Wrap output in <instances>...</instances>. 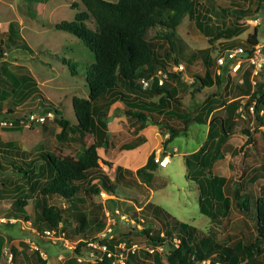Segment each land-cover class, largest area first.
I'll return each instance as SVG.
<instances>
[{
    "label": "trees",
    "instance_id": "trees-1",
    "mask_svg": "<svg viewBox=\"0 0 264 264\" xmlns=\"http://www.w3.org/2000/svg\"><path fill=\"white\" fill-rule=\"evenodd\" d=\"M81 1L86 6V10L78 13L73 21L56 23L55 27L78 37L93 55L94 61L87 66L86 73L88 97L73 98V110L77 120L75 125H71L69 120L59 118L63 113L51 101L47 100L50 105H46L43 111L44 114L55 113V119L62 128L64 136H68L69 132L74 135H70L69 139L72 143L81 146L78 157L61 158L54 152L39 151L34 159L27 162V159L25 160L27 153L22 152L20 148L17 150L21 158L14 157L13 153H7L15 149V144L12 142L2 144L10 146L8 148L0 147V169L2 171L11 168L21 178L26 177L27 181L31 177L37 179L39 176H46V184L38 193L37 208L39 211L36 212L35 222L42 234L45 230H56L57 235L62 232L65 239L76 244L75 257L69 264H76L77 256L85 255L89 249L87 243L97 239V236L88 237L91 229L89 214L91 211L102 212L105 205L95 202L94 197L102 191L115 195L116 184H122L126 180L121 169L116 172L114 178L108 175L100 164L101 156L98 150L104 148L110 154L111 149H133L144 141L138 136L134 141L120 144L118 137L109 134L108 121L112 105L118 101L123 104L122 111L133 127L135 135L147 126L148 121H152L159 125L164 133L169 134L167 141L186 132L190 123L195 120L184 108L183 98L171 96L165 83L160 85L154 80L150 88L144 89L150 90L149 93L152 95H161L159 103L148 102L150 108L139 105L137 99L128 94L125 85H137L140 90L142 86L140 79L153 76L155 69L159 68L168 74L167 81H177L180 85H185V89L188 88L189 85L182 80L183 72L171 71L174 66L181 64L182 57L187 60L185 61L186 69L191 67L192 61L198 54L197 51L189 50V46L183 43L182 38L177 37L178 27L186 15L195 21L199 30L208 38L210 46L215 40L231 39L246 30L245 25L238 22L211 30L203 23L200 10L205 8L200 0ZM263 1L257 0L259 5ZM259 7L261 9L262 6ZM246 11L243 3L234 0L231 8H222L221 14L234 16L238 20L242 18L240 16L242 13L246 17L249 16V12L246 13ZM89 19H93L94 28L87 24ZM17 26L15 22H11L8 30L3 32V38L0 41V58L2 59L6 58L5 53L10 51V46L13 44L30 48ZM152 28L158 31L155 36L147 38ZM257 43L258 33L254 31L242 46L249 48ZM184 50H189V52L184 54ZM63 62L74 76V69L77 65L72 63L70 58L64 59ZM210 63L211 60L207 59L208 67L211 66ZM7 66L9 67V64L3 60L0 64V78L12 77ZM207 76L210 77L208 83L203 77H197L203 87L214 85L216 81L221 80V75L215 74L214 80L209 72ZM251 76L252 71L249 69L245 72L244 82L240 88L241 95L245 96V104L239 100L233 101L227 105L229 114L227 119L215 117V122L210 121L209 139L215 137L212 151L205 154L206 146L209 144L206 143L204 148L185 156L187 177L190 178V173L194 174L192 176L199 189L200 212L209 217V228L204 230L182 221L153 203H147L142 208L140 212L142 217H136V211L134 212L135 219L130 217L131 220H135L136 224H143L141 229H133L146 236L151 247L162 246L164 251L168 246L166 257L170 264H206L207 261L209 264L218 262L221 264H264V192L255 200V231L244 236L242 241H239L240 244H228L226 240L217 239V229L230 214L233 201L244 212L247 226H250L249 220L251 221L254 216L250 213L252 208L249 197L247 194L240 193V186L237 185L236 180L212 174L213 164L224 156L222 149L232 133L233 125L239 120L246 119L247 116L243 117L242 114L248 115L246 112L250 113V106H254L253 114L257 116L259 125L264 126V115L260 114L264 109V80L261 77L257 78L256 83L253 84ZM30 80L37 87L36 80L33 77H30ZM2 83L0 92L5 86ZM194 90L196 91V88ZM37 92L42 95L40 89H37ZM8 96L11 97L9 90L0 94V113L6 110L7 114H11L17 110L16 102ZM243 107L246 111L243 110V113H240L239 109ZM155 109L161 113H168L167 118L163 121L155 119ZM174 120L179 121V124ZM19 125V120H17L14 127ZM245 133L248 135V132ZM87 137H91V143L87 141ZM246 142L247 144L254 143L255 139L251 137ZM262 153L264 149L260 154ZM154 159L155 155L152 154L146 166L156 164ZM4 161L8 163H3ZM39 162L40 165H38ZM205 169H208L207 175ZM259 176H264V163L257 171L256 177ZM8 192L11 190L6 188L5 181L0 179L1 201L8 197ZM54 197L59 198L62 205L52 203ZM16 203L20 205L22 202L18 200ZM14 214V212L10 213L9 218L20 219L22 215ZM96 219L98 216L94 220ZM98 223L100 227H104V222L98 220ZM156 224H158V229L155 231L152 226ZM70 228L74 231L73 238L68 232ZM128 236V233L115 234L114 239L107 240V243L110 248H114L118 242L127 241L125 239ZM175 240H178V243ZM127 243L132 245L131 242L127 241ZM2 245L1 240L0 255ZM162 252L150 253L142 248L136 254L130 255L128 264L133 261L137 264H151L146 261L148 256L154 257L153 264L160 263ZM142 253L144 258L140 257ZM34 257L36 261L32 264H47L46 258H43L40 251H36ZM96 262L111 263L107 257Z\"/></svg>",
    "mask_w": 264,
    "mask_h": 264
},
{
    "label": "rangeland",
    "instance_id": "rangeland-1",
    "mask_svg": "<svg viewBox=\"0 0 264 264\" xmlns=\"http://www.w3.org/2000/svg\"><path fill=\"white\" fill-rule=\"evenodd\" d=\"M200 1L205 8L200 10L203 23L209 26L211 30L216 27L224 28L234 25L236 22L245 24L247 17L243 13L240 14L242 18L238 20L234 16H223L221 14L222 8H231L230 0ZM235 1L245 5V8L251 13L248 17L251 18L258 14L254 10L258 6H262L259 16L263 21L259 26V36L260 39H264V1L260 5L257 0ZM236 9L238 8L236 7ZM85 10L86 6L81 0H0V41L3 38L4 30L9 28L11 22H15L18 25L17 29L30 47L10 44V51L5 55L4 60L5 63L9 64L8 70L12 77H4V91L0 94H4L9 90L11 97L8 96V98L16 102L17 110L11 114H7L6 111L0 113V118L20 120L27 117L29 113L41 115L44 114L45 106L50 105L48 101H51L63 113L59 118L69 120L71 125L77 123L73 110V98L88 97L87 66L94 61V58L91 51L78 37L56 28L55 24L63 21H73L78 13ZM246 13L248 12L246 11ZM87 24L94 28L93 19H89ZM157 31L156 28H152L148 32L147 38L155 36ZM250 31L254 32V28L251 27ZM246 36L247 32H244L231 39L240 40V38ZM177 37L182 38L183 43L189 46V50L199 52L210 46L208 38L188 15L183 18L181 25L178 27ZM231 39L221 38V40ZM224 42L215 40L212 49L205 52L217 56L222 51ZM165 45L168 46L167 42H165ZM189 50H184V54ZM199 56L197 54L195 59H192L194 66L198 64L202 66L203 62ZM66 58H70L73 61L72 63L77 65L74 69V76L63 62ZM181 59V63L185 65L186 58L182 57ZM159 70V68H156L155 74H158ZM185 72L186 67L183 73ZM30 77L36 80L37 87L31 83ZM13 83L15 84L14 91H12ZM125 87L129 91L152 97L149 91L144 90L142 86L140 90H136L137 85L128 87V84H126ZM201 88L194 83L186 89H181L183 102L193 118L199 116L197 110H194V105L203 104L206 98L210 100L214 98L215 94H221L220 89H206L201 92L199 90ZM37 89L42 91V95L37 92ZM213 90L216 93L212 94ZM220 98L223 102L229 99L225 96ZM239 101L245 104L244 98ZM243 109L246 111L245 107ZM122 110L118 103L113 104L108 121L109 134L113 131H119L120 144L134 138L133 129L126 122ZM246 113L248 114L246 119L237 121L232 127L230 139L233 149H230L226 157L223 156L218 159L212 166L213 175L236 180L237 185L240 186V193L248 195L252 208L250 213L254 216L251 221L249 220L251 227L247 226V218L244 212L233 201L230 214L223 221L221 227L217 229V239L226 240L228 244H240L239 241H242L244 236L255 231V200L264 192V176L256 177L257 171L264 163V153L260 154L264 149V127L259 125L256 119L257 116L253 114L252 110H250V113ZM260 114L263 116L264 111H261ZM55 118V113L51 112V116L44 123L26 121L21 124L19 122L20 125L17 127L0 126V130L4 140L13 141V144L20 147L22 152L27 153L25 157L27 162L34 159L39 151L54 152L61 158L74 159L78 157L82 149L81 146L71 142L70 135L74 136L71 132L68 136L63 135L62 128ZM213 121L216 120L213 119ZM160 131H163L161 127ZM245 132H248V135H245ZM205 133V126L200 125L197 121H192L186 132H182L171 141L160 144L158 150L160 156H171V161L166 167H161L159 164L148 166L145 164L137 168L140 163L133 164L131 160L125 161L128 152L133 154L136 150L122 151L115 148L111 149V153L108 154L103 149H99L100 164L108 175L114 178L119 167H121L126 180L122 184H116L114 198L105 200L100 194L94 197L95 202L104 203L105 209L102 212L91 211L89 214L91 229L88 237L97 236L107 226L108 217H115L118 209L121 214L127 215V218L124 220L117 218V223L114 226L115 234L128 233L129 236L125 240L131 242V244H137L141 249L149 247L151 244L148 238L133 229L142 228L143 224H136L134 212L136 211V217H142L140 212L147 199H149L147 203L159 205L182 221L207 230L210 226V219L200 212L198 185L194 181V176H192L194 174L190 173V178L187 177L188 170L185 163V155L193 153L198 149L200 143L207 139ZM251 137L255 139V142L247 144L246 141ZM214 140L215 137L207 142L209 144L206 146V155L212 151ZM87 141L91 143V137H87ZM153 143V138L148 139V143L138 149L139 153H144ZM14 157L21 158L20 155H14ZM142 158L140 157V159ZM38 165H40V162ZM207 173L208 169H205V174L207 175ZM0 179L5 181L6 188L11 190V192H8L7 198L2 201L0 199V241H3L4 248L0 263L9 264L7 257L12 253L11 264H32L36 261L35 252L40 251L46 256L47 264H69L75 257L74 247L65 244L64 240L61 239L54 242L50 238H46L35 222L36 212L39 211L37 208L38 193L46 184V176H39L37 179L31 177L27 181L26 177L21 178L15 173V170L13 171L10 168L6 171L0 169ZM18 200H21V206L16 203ZM52 203L62 205V201L57 197H54ZM12 212L15 213L14 215L22 214L20 219H10L9 216ZM97 216L98 219L94 220ZM131 216L134 218L133 220L130 219ZM98 220L104 222V227L99 226ZM152 227L156 231L158 224ZM68 232L70 237L73 238L74 231L70 228ZM167 250L168 246L161 254L159 253L161 262L156 264H170L166 257ZM221 254L223 256V253ZM140 257L144 258V254L142 253ZM96 261L97 259L78 261L76 264H102ZM146 261L153 264L154 257L148 256ZM131 264L137 263L133 261ZM206 264H209V261ZM217 264H221V262Z\"/></svg>",
    "mask_w": 264,
    "mask_h": 264
},
{
    "label": "crops",
    "instance_id": "crops-1",
    "mask_svg": "<svg viewBox=\"0 0 264 264\" xmlns=\"http://www.w3.org/2000/svg\"><path fill=\"white\" fill-rule=\"evenodd\" d=\"M233 1L234 0H230V5H231V3ZM248 8H250V7H248ZM258 10H259V12L261 11V9H259V6L254 11H258ZM247 12H249V10H247ZM259 12L254 17H252V18L251 17H247L245 19V22H244L245 24H243L246 27L245 32H247V36L245 38H240V40H238V39H236V40L235 39L234 40L233 39H231V40H221V39L216 40V41H219V42L220 41H225L222 51L226 50L227 48H234L236 46H242V44L246 42L248 36L253 33L252 31H250L251 27H253L254 31H257V33H258V42H261V43L264 42V39H260V36H259V26L261 25V23L263 21V19L259 16ZM249 14H251V13H249ZM256 19L259 20L258 23L255 22ZM7 30H4V32L7 31ZM210 48L212 49V45L207 47L205 50H211ZM222 51H220V52H222ZM219 53H218V55H219ZM198 54L200 55L199 57H201V60L203 62L202 66L199 65V64L194 66V64L191 63V67L189 66V68H187L189 70L186 69V72L182 74V80L186 84H188L189 86L193 85L194 83H196L198 86H200V88L202 87L201 89H199L201 92L203 90H206V89H214V88H216V89H220L221 94L220 95H216L215 94L214 98H211L210 100L206 98L205 99V103H203V104L194 105V108H195L194 110H197V113H199V116L195 117L194 121H197V122H199L200 125L205 126V129H206V133L205 134H207V139L206 140L204 139L203 142L200 143L198 149H196L194 152L199 151L202 147L204 148V146H206V143L209 141V126H210L211 119L212 118L214 119L215 117L227 119L229 117L228 116L229 114H228V111H227V105L229 103L233 102V101L241 100V99H243L245 97V96L241 95V93H240L241 89L240 88L242 86V83L244 82L245 72L248 71L246 69V67H244L238 73L232 74V73H229L226 69H224L223 70V74L221 75V80L216 81L217 83L214 84V85L203 87L201 81H199L197 79V77L198 76L199 77H203L205 82L208 83V82H210L209 81L210 77L207 76V72H209L211 74L213 80H214V77H215V74H216V58H217L218 55L217 56H212L210 54V52L206 53L203 50L199 51ZM207 59L211 60V63H210L211 66H209V67L207 66ZM193 66H194V68H193ZM7 69H8V66H7ZM155 80L158 81L159 77L157 76L155 78ZM1 82H3L2 84H5V78H0V84H1ZM165 85H167V87L169 88L170 95L171 96H175V97H181V89H184L186 87L185 85L184 86L180 85L177 81H167V80L165 81ZM12 86H13L12 87V91H14L15 90V88H14L15 84L13 83ZM129 86L130 85H128V87ZM131 88H133V87H131ZM125 89H126V91L128 92V94L131 97H134V98L137 99L139 105H141L142 107L150 108L149 107L150 106L149 103H159V98H160L161 95H154V94L152 95V94H150L152 97H147V96H143L142 93H136V92H133V91H129V89H127L126 87H125ZM136 90H139L138 87H137ZM3 91H4V88H2L1 92H3ZM146 91L150 92V90H146ZM211 93L212 94L216 93V91L213 90V92H211ZM221 96H225L226 98H229L228 101H225V102L221 101L220 100ZM116 103H118L121 106V108L123 109V104H121V102L118 101ZM184 108L187 109V107L185 105H184ZM5 111L6 110H4V112ZM110 111H111V109H110ZM155 111H156V113H155V117L154 118L157 119L158 121H163L168 116V113H166V112L161 113L157 109H155ZM262 111H264V109ZM125 119H126V122H128L126 117H125ZM175 122L177 124H179V121H175ZM129 125H130V123H129ZM262 127H264V126H262ZM132 129H133V127H132ZM118 132L119 131H113V132H111V134H113V135H115V137L119 138L120 134ZM133 134H134V138L130 139V140H126V141H134L138 136L142 137L144 141L140 145H138L137 147H135L133 149H128V151H130V150H136V151L133 154L128 152L127 157H126L127 159L125 161L131 160V163H133V164L140 163V166H138L137 168L147 164L148 160H149V158H150V156L152 154H154L155 156L156 155L160 156V154L158 152V150L160 149L159 146H160V144H162L165 141H167V139L169 137V134L164 133L163 131L161 132L160 131V126L157 125V124L152 123V121H148L147 126L144 129H142L141 131H139V133H137V135H135L134 132H133ZM230 136H231V134L229 135V137H228V139H227V141L224 144L223 149H222L223 153L225 154L224 155L225 157L227 156V153H229L230 149H233L232 148V144H231L232 142H231ZM150 138L154 139V143L151 145V147L148 150H146V151H144V153L140 154L138 149L140 147H143L144 145H146L148 143V139H150ZM126 141H124V142H126ZM9 142L13 143V141L4 140L3 134H2V132L0 130V145H2L3 143H9ZM124 142H122V143H124ZM0 147L2 149H4V147L8 148L10 146H8V145L7 146H3L2 145ZM17 148H20V147L15 145V149L16 150L12 149L11 152L9 151L7 153H11V154L13 153L14 155H18ZM100 149H103V151L106 152L104 150V148H100ZM125 150L126 149H124V150L122 149V151H125ZM2 153L4 154V152H2ZM188 154H191V153H188ZM188 154H186V155H188ZM140 157L141 158L143 157V158L140 159ZM137 159H138V161H137ZM170 161H171V157H170ZM3 163H8V161L7 162L4 161ZM120 169H121V167H119V170ZM111 196L115 197L114 195H110V197ZM117 199H119V198H117ZM147 202H149V199L146 200V202L144 203V206L147 204ZM1 256H2V254L0 255V262H1ZM7 256H8V254H7ZM7 262L9 264H11L12 260L10 261L8 259V257H7Z\"/></svg>",
    "mask_w": 264,
    "mask_h": 264
},
{
    "label": "built area",
    "instance_id": "built-area-1",
    "mask_svg": "<svg viewBox=\"0 0 264 264\" xmlns=\"http://www.w3.org/2000/svg\"><path fill=\"white\" fill-rule=\"evenodd\" d=\"M258 19L255 20L258 23ZM7 55V53H5ZM4 59L0 58V64ZM246 67L247 70L251 69L252 71V83L255 84L257 78L262 77L264 80V42H258L256 45L245 48L244 46H236L234 48H227L223 52H220L216 58V74L222 75L223 70L226 69L229 73L236 74L240 70ZM185 70V65L183 63L174 66L171 71L172 72H183ZM263 75V76H262ZM159 77L158 83L163 85L168 78V74L159 70L158 75L154 74L151 77H143L140 79V83L142 84L144 89H148L152 86L156 77ZM243 108L239 109L240 113H243ZM250 110L254 113V106H250ZM51 116V113L47 114H37V113H29L27 117L24 119H20L19 122L21 124L28 122H38L44 123L46 119ZM246 117V115H243ZM17 120H6L0 118V126L1 127H13ZM170 155H165L163 157L156 155L155 162L159 164L161 167H166L170 162ZM111 194L106 191H102L100 196L106 199L114 198L110 197ZM103 200V201H105ZM117 215L115 217H108L107 226L98 233L97 239L90 240L87 243V247L89 248L85 255H78L77 260L82 262L85 260H103L104 257L110 259V264H128V260L130 255L136 254L141 248L137 244L129 245L127 241L118 242L114 248H110L107 240H112L115 237V224L117 223V218L120 220H124L127 218V215L121 214L119 210H116ZM43 236L46 238H50L51 241L58 242L60 239L64 240L65 244L70 245L75 248L74 243H71L67 239H65L64 233L60 232L58 235L56 230H45ZM178 243V240H175ZM150 253L154 252H162L163 247H146L145 248ZM44 258L46 256L41 253ZM8 259L12 260V253L9 254Z\"/></svg>",
    "mask_w": 264,
    "mask_h": 264
}]
</instances>
